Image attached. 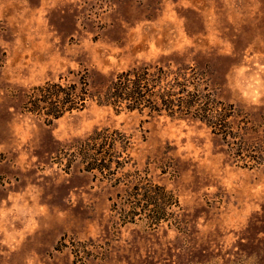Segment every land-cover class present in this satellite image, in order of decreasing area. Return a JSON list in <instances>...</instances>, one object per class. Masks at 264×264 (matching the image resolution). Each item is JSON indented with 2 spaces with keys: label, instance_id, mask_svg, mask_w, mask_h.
Masks as SVG:
<instances>
[{
  "label": "rangeland",
  "instance_id": "1",
  "mask_svg": "<svg viewBox=\"0 0 264 264\" xmlns=\"http://www.w3.org/2000/svg\"><path fill=\"white\" fill-rule=\"evenodd\" d=\"M143 62L206 73L246 125L233 148L95 102L51 125L24 110L70 71L97 88ZM104 127L133 145L91 173L65 151ZM140 174L174 196L165 219L120 210ZM0 264H264V0H0Z\"/></svg>",
  "mask_w": 264,
  "mask_h": 264
},
{
  "label": "trees",
  "instance_id": "2",
  "mask_svg": "<svg viewBox=\"0 0 264 264\" xmlns=\"http://www.w3.org/2000/svg\"><path fill=\"white\" fill-rule=\"evenodd\" d=\"M70 74L78 76V81L63 83L61 78L58 82H46L32 88L27 95L25 112L41 117L45 124L51 125L66 114L82 111L90 102H95L117 114L138 112L149 117L166 116L200 122L213 134L221 135L232 148L239 135L246 131V125L232 127L231 120L239 114L237 109L217 97L206 73L196 67L136 63L114 73L97 88L90 85L88 70L70 71ZM132 145L131 137L124 132L104 127L70 143L65 153L70 159L73 156L81 160L86 171L103 173L111 169L115 158L121 168L125 164L121 160L128 157L126 154ZM244 146L237 152L242 154ZM146 178L139 175V181L132 189V201L122 203L120 210L134 217L138 211L151 208L149 212L153 213V218L163 220L168 216L167 207L172 205L174 196L159 185L145 184Z\"/></svg>",
  "mask_w": 264,
  "mask_h": 264
}]
</instances>
